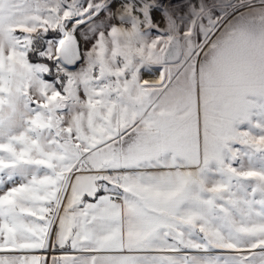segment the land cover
Masks as SVG:
<instances>
[{"label":"crops","instance_id":"crops-1","mask_svg":"<svg viewBox=\"0 0 264 264\" xmlns=\"http://www.w3.org/2000/svg\"><path fill=\"white\" fill-rule=\"evenodd\" d=\"M207 36L81 101L9 74L0 264H205L190 246L201 172L264 110V1L228 10Z\"/></svg>","mask_w":264,"mask_h":264},{"label":"rangeland","instance_id":"rangeland-1","mask_svg":"<svg viewBox=\"0 0 264 264\" xmlns=\"http://www.w3.org/2000/svg\"><path fill=\"white\" fill-rule=\"evenodd\" d=\"M263 1L0 0V106L9 74L39 78L47 72L45 64L23 56L35 29L43 35L56 29L58 38L45 34L38 50L54 59L56 41L64 30H74L80 60L72 68L56 61L64 74L62 89L81 101L77 93L111 95L125 72L142 65L140 60L161 62L169 41L178 44L182 59L206 41L228 10ZM224 152L221 161L202 168L203 216L191 230L190 246L204 252L205 264H264V110Z\"/></svg>","mask_w":264,"mask_h":264},{"label":"water","instance_id":"water-1","mask_svg":"<svg viewBox=\"0 0 264 264\" xmlns=\"http://www.w3.org/2000/svg\"><path fill=\"white\" fill-rule=\"evenodd\" d=\"M77 35L74 30H64L63 35L56 41L55 55L61 67L72 68L79 60V47ZM179 46L174 41H169L164 45L162 57L165 62L177 59Z\"/></svg>","mask_w":264,"mask_h":264},{"label":"trees","instance_id":"trees-1","mask_svg":"<svg viewBox=\"0 0 264 264\" xmlns=\"http://www.w3.org/2000/svg\"><path fill=\"white\" fill-rule=\"evenodd\" d=\"M35 30L36 32H34V37L32 38V40L28 41V46L25 52L23 53V56H25V59L29 62H38L45 64L47 72H44L43 77L47 80L52 81L54 87L60 93H62V78H64L62 68L57 63L56 59L51 57L49 58V56L45 57L43 55H40V52H38V50L42 49L43 47L42 43L40 42L41 38L44 37L45 34L46 36H50L51 32L55 33L54 35H56L57 37V31L55 28H52L50 31L47 30V32H45V34L43 35V33L40 32V29ZM55 264L59 263L56 261Z\"/></svg>","mask_w":264,"mask_h":264},{"label":"built area","instance_id":"built-area-1","mask_svg":"<svg viewBox=\"0 0 264 264\" xmlns=\"http://www.w3.org/2000/svg\"><path fill=\"white\" fill-rule=\"evenodd\" d=\"M108 198H112V196H108ZM53 208H54V203H53V201H51L50 204L48 205V207L46 208V212H44V215L48 214V216H49V214L52 212Z\"/></svg>","mask_w":264,"mask_h":264}]
</instances>
